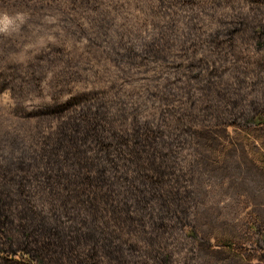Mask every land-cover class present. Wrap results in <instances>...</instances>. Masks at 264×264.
<instances>
[{"label":"rangeland","instance_id":"374dc122","mask_svg":"<svg viewBox=\"0 0 264 264\" xmlns=\"http://www.w3.org/2000/svg\"><path fill=\"white\" fill-rule=\"evenodd\" d=\"M178 1L0 0V264H44L38 257L43 249L29 242L28 236L25 244L9 246L20 239V233L14 236L10 225H2L8 223L4 214L25 226L16 208H24L27 201L48 216L56 207L65 211L59 202L66 201L74 212L66 210L62 217L74 215L106 227L105 213L97 220L81 205H91L89 201L97 196L95 203L106 208L105 194L111 191L106 188V171L99 168L106 167L110 148L118 172L126 174L129 184L141 181L140 164L136 162L138 168L131 171L122 166L118 149L122 147L127 154L141 151L164 168V175L148 182L150 189L162 188L166 198L171 189L187 199L182 214L172 200L161 205L151 199L145 210L127 196L131 218L141 217L151 231L153 219L159 218L146 215L162 216L159 238L168 233L163 230L172 228L171 210H175L176 233L194 250L192 264H264V173L259 168L264 126H257L255 120L264 115V0H187L185 6ZM222 23L227 28L246 24L248 33L230 35L221 44L222 31L227 29L221 28ZM193 24L197 29L190 33ZM241 38L252 40L253 51L232 45L242 43ZM184 40L196 44L188 48L180 43ZM243 54L245 61L239 58ZM209 79L231 85L220 90V85L212 86L210 101L195 91ZM215 100L226 104L225 112L212 106ZM78 101L94 106L98 115L75 119L91 134L64 144L66 130L72 137L77 133L60 123L81 111ZM203 111L210 122L203 119L196 123L201 126H192L186 143L176 119L186 112L191 116ZM108 114L114 117L112 126L106 124ZM218 117L224 119L221 125L216 123ZM206 131L214 132L215 143H200ZM110 132L114 138L108 147L98 137L104 140ZM123 138L130 141L121 146ZM60 145L76 153L73 161L86 165L75 170L67 191L56 169L65 162L56 150ZM13 160L26 163L11 165ZM63 169L71 171L67 164ZM87 175L95 179L96 187L87 188ZM66 195L70 197L64 199ZM39 210L29 217L35 223L42 216ZM51 221L56 222L55 216ZM85 241L70 243L68 247L75 248L67 250L76 253L67 261L80 258L87 249ZM159 243L165 245L162 254L167 260V251L180 242L163 238L153 248L148 243L137 246L152 250ZM99 249L102 255L106 247Z\"/></svg>","mask_w":264,"mask_h":264},{"label":"trees","instance_id":"16d2710c","mask_svg":"<svg viewBox=\"0 0 264 264\" xmlns=\"http://www.w3.org/2000/svg\"><path fill=\"white\" fill-rule=\"evenodd\" d=\"M74 1H77V0H74ZM186 2L188 4L187 0H180L178 1L177 5L185 6ZM189 4H196V3H189ZM176 12L178 13V10H176ZM177 17H181L180 14H177ZM223 25L224 24L222 23L221 28H224V27L227 28V26H223ZM218 27L220 26L218 25ZM246 28H247L246 24H241V25H235V26L230 25L229 28L223 29L224 31L222 32L224 33V36L220 40V43L222 44L223 42L230 40L231 36L248 33L247 31L248 29ZM189 29H190L189 32L191 33L197 28L195 24H193L192 26L189 27ZM251 37L252 35L248 36V38H251ZM248 38L246 39L241 38L240 40L242 43L238 44V43L232 42V45L234 47L242 46L243 48L242 51H244V48H246L247 50H250L249 52H251L254 49V44L252 43V40ZM186 42L187 40H184L183 42H180V43H182L183 46L185 44L188 45V48H190L193 44L194 45L196 44L193 42H190V43L189 42L186 43ZM250 43L252 45H250ZM202 46H204V43H201L198 46L199 49ZM262 46H264V44ZM239 58L241 59V61L246 60L245 54H243ZM244 70L245 69H243V71ZM239 76L242 77V74L240 75L239 73ZM202 81L203 80L200 78L199 82H202ZM205 82H207V84L205 83L200 84V89L195 90V91H198L200 95H203L204 99H209L210 101H211V98L208 96L209 94H211L212 86H216V84L220 85V87L217 86V89L220 90L222 88L227 89L231 85L230 81H229L228 87L222 86L220 82L214 81V80L212 81L210 79L207 81L205 80ZM232 89L233 87L228 89V92L231 91ZM253 103L255 102H251V105H253ZM78 104L82 105L80 109L81 111H77L79 114L75 117V115L77 114V112H75L74 114L69 115L63 123L62 122L60 123V126H64L65 128L67 127V129L69 130L71 128L75 129L73 131L77 133V137H72L69 134H67L68 132L66 130L65 137H62V140H64V144L65 143L75 144L79 136L83 135V136L88 137L91 134L89 131L87 132V129L81 128L80 127L81 125L78 124V120L75 121V119H79V118L93 119L98 115L97 109L94 106H89L87 102L81 103L80 101ZM228 104L233 105L232 103H228ZM225 105L226 104L222 102H218L216 100L212 102V106H214V108L220 109V111L222 112L226 111ZM97 107H102V106L97 105ZM262 111L264 110L262 109ZM186 114L187 116L182 114L181 116H179V118L176 119V121L179 122L178 125H181L182 127L179 133L180 134L182 133L185 136V138H186V134L192 133L191 128L192 126L197 125L196 123L198 121H201L204 119L205 124H208L210 122L209 121L210 118L207 117L208 114H205L204 111L201 114L199 113L198 115L189 116L187 112ZM217 120H218L216 122L217 125H221L224 119L218 117ZM255 120H256L257 126L259 127L264 126V115L256 118ZM111 122L115 123L114 117L113 116L111 117L110 114L106 115V124L112 126ZM70 123L72 125H70ZM69 125L70 127H68ZM199 126H201V124L197 125V127ZM219 127L221 126H218L216 128H219ZM107 128L108 126H106V132H107ZM207 132L208 131L202 133L201 136H204V139L200 141V143L201 142L215 143L214 136H213L214 132L212 131L208 133ZM106 136L107 137L104 138V140L101 139L102 138L101 136H99L98 138L102 141H106L105 143L106 146L111 147L112 144L110 143V141H113V138H114L112 135V132L106 133ZM125 137H128V135H126ZM129 141L130 140L128 139L126 140L125 138H123L120 144L122 146L123 144L125 145L126 142H129ZM189 141H190V138L185 139L186 143L187 142L189 143ZM101 143L103 144V142ZM52 146L53 145H51V147ZM118 149H120V160L122 161V166L126 170H129V171H131V169L134 170V167L138 168L137 164H140V168L143 171L141 175L142 177L140 176L141 181L139 183H135L138 181V179L136 180L134 179V181H131V183L129 184L126 174L122 172H118L117 167L119 163L118 161H116L117 157L116 155L111 154L113 152L112 151L113 148H110V151L108 154L106 150V167H104L103 169L99 168V170L102 171V173L106 171V188L111 191L110 192L111 194H109L107 191L105 194L106 208H105V205L104 207H101L96 204L97 196H95L94 200L89 201L91 205H88V202L83 203L84 205L83 204L81 205V208L84 212L93 213L94 215H96L95 217L97 220L99 219V215H102L103 213H105L106 214V227L103 228L99 224L91 225L89 219L78 218L74 215H68L69 217L67 218L62 217V216H66V214H63V212H65L66 210L67 212H70V211L74 212V210L71 209L72 206L70 205V203L67 204L66 201L59 202L60 203L59 205L61 204L64 205V207L66 208L65 211H61V209H57L56 207L54 208L55 211L51 213V215L55 216L56 218V222L53 223L51 221V215L50 216L46 215V213L43 210H41L40 212V210L37 209L33 203H31L30 201H27V204H25L24 208H16L17 210L16 215L19 218L24 219L26 221L25 226L17 222L19 224L18 225L15 222V220L11 218V216L3 214V216L7 217L8 223L2 222L3 223L2 225L7 226L8 224L11 226L9 228L10 230L9 233L14 234V236H15V232L20 233V239H17L16 243L11 242L9 246H12L14 248L17 245L25 244L26 243L25 239L28 236L29 242L34 241L33 242V244H35L34 246H37L43 249L42 253H45V254L41 253L40 256L38 257H40V259L43 260L44 264H67V263L73 264V263H76V261L77 262L79 261V264H99V262L100 263L104 262L103 264H149V263L157 264L156 262H159V260L162 261V264H192V261L194 258V253H193L194 250L192 249L193 247L186 240L185 237L182 236L183 237L182 239L180 237V234L176 233V225L174 223H176L175 219L177 218V215H176L175 210H171L172 219L174 220L172 222V228L170 230H163V231H168V233L166 234L161 233L162 237L158 238L157 237L159 233L158 229H160V226L161 227L164 226L163 221H162L163 217L156 216L154 214L146 215L149 218L153 216L159 218V220L153 219L151 227L154 230L152 229L151 231H148L147 229L148 227H146L143 224L141 217L137 219L136 218L133 219L130 217L131 209L128 205L129 203L127 202V196H130L132 197L133 200H135V203H141L142 207H144L145 210H147L148 201H150L151 199H158L161 205L165 204L168 199L169 201L172 200L175 203V207L179 208L181 210V213L183 214L185 211V208H182L181 205L183 204L184 201L186 203L187 199L186 200L181 199L179 192L173 191L171 189H169L168 191L167 198L164 195L163 191H161L162 188L159 189V187H156V189H153V188L150 189L147 185L148 182L153 183L154 182L153 180L157 175H160V176L164 175V168L159 163H157L155 159L143 157L141 151L139 152L136 151V153H132L131 151H129V154H127L125 147L118 148ZM56 150H58V152H60V154L65 159L64 166L62 167L60 166V163H58L56 166H60V168H56V169L60 171L59 178L65 180V189L67 191V189L70 190L71 186L69 185V182L70 183L73 182V175L75 174V170L78 169V167H81V168L86 167V165L85 163H80L79 161H73L72 157H74L76 153H72L70 150L65 149L63 145L57 146ZM124 152H126L125 154H127V156H124L122 158L121 154H124ZM128 155H130L131 157L129 158ZM259 160L261 163V166L259 168L264 173V156L261 155ZM20 162L21 161L13 160L11 165L21 164L20 166H22L23 165L22 163H26L24 161H22V163ZM44 162L48 165L50 160L44 161ZM136 162L137 164H135ZM55 164L56 162H53L51 163V166H55ZM66 164H67V168L71 170L69 173L65 172L63 169L66 167ZM234 164L235 163H233L232 165ZM226 166L227 164H225L223 167H226ZM53 168L54 167H50V169H53ZM86 179L89 184V186L87 185V188L88 187L94 188L97 186V183L95 182L94 178L89 177V175H87ZM119 181H121L123 185H120L118 187L115 185V182H119ZM18 184L17 186L19 187ZM103 184H105V182H103ZM115 188L117 189V191L115 190ZM120 192H123V193L120 194ZM70 193L71 192H69V194ZM0 196H3L2 192H0ZM69 197H70L69 195H66L64 199H68ZM118 199H120V201H118ZM9 201L10 200H8L7 202ZM12 204L15 205L16 203L12 202ZM35 210L36 211L39 210V213L42 215L40 216V220L38 223H35L34 219L29 218L31 215L35 213ZM74 221L80 222V224L84 226L85 229L82 228V226H75L76 223H74ZM60 225L65 226L64 229H62V231L57 228ZM66 226H72V227L74 226V227L72 229H68ZM20 229H24L25 233H28V235L27 234L24 235L23 231ZM163 238H166V240L172 239L173 242L175 241L180 242L179 244H177L176 246L177 248H173L167 251V257H168L167 260L163 257V254H162L163 247L165 246L163 244L159 243L158 247L152 250L147 249L148 245L147 247H144L143 249H140L137 246V242L140 243L141 245L148 243L153 248L154 243L163 240ZM84 239L86 240L85 242L87 244L86 251L84 252V250H82V255L80 256V258L75 257L67 261V258L75 256V253H76V252L67 250V248L70 250L75 248L74 244L72 245L71 248L68 247L70 243L77 242L79 240L82 241ZM131 242L136 244V246L134 244H131ZM222 244H223V247L226 246L225 243H222ZM100 246L106 247V250H103L104 253L102 255L99 253ZM181 247H185V248L189 247L191 251L183 252L180 250ZM88 248H89V252L88 254H86ZM179 254L180 256L177 257V255ZM8 263L10 262H7V264Z\"/></svg>","mask_w":264,"mask_h":264}]
</instances>
